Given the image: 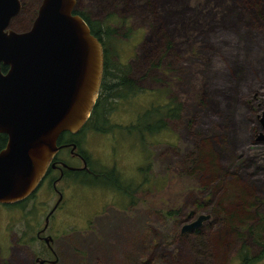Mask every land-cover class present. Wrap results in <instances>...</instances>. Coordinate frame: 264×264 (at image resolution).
Masks as SVG:
<instances>
[{
  "label": "rangeland",
  "instance_id": "rangeland-1",
  "mask_svg": "<svg viewBox=\"0 0 264 264\" xmlns=\"http://www.w3.org/2000/svg\"><path fill=\"white\" fill-rule=\"evenodd\" d=\"M40 2L22 0L9 28L27 29ZM75 7L117 30L108 39L111 60L128 64L142 89L116 104L113 123L124 129L156 91L181 110L168 130L147 138L150 169L142 174L138 167L147 158L134 132L79 133L98 172L113 168L127 189L133 181V202L100 183L58 184L63 202L46 230L56 264H239L243 242L256 256L244 226L264 215V141L256 140L264 133V0H75ZM143 179L148 183L139 186ZM240 190L253 207L238 200ZM56 198L48 187L28 199L21 239L17 208L0 206V264H32L43 252L35 233ZM200 214L209 217L181 232Z\"/></svg>",
  "mask_w": 264,
  "mask_h": 264
},
{
  "label": "water",
  "instance_id": "water-1",
  "mask_svg": "<svg viewBox=\"0 0 264 264\" xmlns=\"http://www.w3.org/2000/svg\"><path fill=\"white\" fill-rule=\"evenodd\" d=\"M74 5L41 0L31 26L15 31L9 23L20 0H0V133L7 136L0 150V203L23 200L36 189L59 150L58 136L78 132L97 100L103 47ZM259 121L264 131V110ZM256 140L264 141V133ZM208 217L198 215L181 232Z\"/></svg>",
  "mask_w": 264,
  "mask_h": 264
},
{
  "label": "trees",
  "instance_id": "trees-1",
  "mask_svg": "<svg viewBox=\"0 0 264 264\" xmlns=\"http://www.w3.org/2000/svg\"><path fill=\"white\" fill-rule=\"evenodd\" d=\"M75 13L79 14L87 22L91 33L100 40L103 47L104 59L103 76L98 97L84 127L86 129H92L103 134L110 133L116 128H121L129 135L134 132L137 136L139 146H141V152L144 153L145 157L147 158V163H145V165L141 164L138 167V171L141 174L143 172H147L150 169L151 155V152L148 148L149 144H151V141H149L147 138H154L159 133L168 130L167 121L179 118V112L181 110L180 103H177L172 98H168L165 101H160L157 97L162 98L163 91H156L154 95V102L151 104L149 103V107H145L142 111L137 109L135 112H133L132 110L134 119L128 125H126L124 129L121 125L113 123L111 120V114L117 109L116 104L125 102L131 97H136V95L139 94L142 89H140V87L136 85L135 81L129 77L130 68L128 64L111 60L114 52L113 47L109 43L108 39L115 37L117 35V30L112 29V27L108 25L102 26V23L91 20L87 14L81 11H75ZM126 29L129 30L128 28ZM6 68V66H1L2 71H5ZM156 98L158 102H156ZM5 139L6 135L0 133V148L3 146ZM199 157L201 159H206L204 155L202 156L201 151L198 153V158ZM115 172L116 171L113 168L98 172V174L93 179L94 183L99 185V183H102V180L106 176L109 177L112 174H114L115 178H117V182H119V176L116 175ZM109 181L112 184L116 182L112 178H109ZM146 183H148V179H143L138 183V185L140 186ZM122 185H124V183H122ZM236 192L238 200L242 201V205L251 204L250 207L254 206V202L251 203L253 200L251 201V199H245L246 193L241 190ZM127 194L128 197L131 198L130 202L132 203V194ZM236 212L237 211L231 212L229 215V220L237 216ZM242 220L244 219H238L237 223L242 222ZM248 220L250 219H246L245 221ZM244 228L245 230H249L250 234L253 235V243L259 248V252L256 254V256H254L251 252L252 246L245 242L241 243L235 254L238 263L255 264L258 261H264V215L259 216L258 219L256 218L255 221L251 223V225H247V227L244 226Z\"/></svg>",
  "mask_w": 264,
  "mask_h": 264
},
{
  "label": "flooded vegetation",
  "instance_id": "flooded-vegetation-1",
  "mask_svg": "<svg viewBox=\"0 0 264 264\" xmlns=\"http://www.w3.org/2000/svg\"><path fill=\"white\" fill-rule=\"evenodd\" d=\"M21 9H22V0H20V10L17 13V15H19L21 13ZM75 11H78V10H76V7L74 5L73 12L75 13ZM36 14H37V11H36ZM17 15H15L14 17H16ZM34 18L31 20V24H32ZM31 24H30V26H31ZM27 29H24L22 31H25ZM7 68H6V70H7ZM5 71H3V72H5ZM83 129H85L84 126L76 133H71L69 131H66V132L61 133L58 136L57 146L59 147V150L53 156L49 166L47 167V170L44 173V176L40 180L36 189L28 197H26L23 200H19L17 202H14V203H0L1 207H6L7 209L8 208H17V218H15L14 220L18 221L19 239H21V235L24 236V234H25V230H24L23 234H21V221H22L21 217L24 216L23 208H24L25 204L27 203L28 199H31L32 197H34L35 194L37 195L38 190L43 189V188H46V190H47L48 187L50 188V190H52L57 195V198H56L53 206H51V208L49 209V211L46 213V215L44 217L42 227H39L36 230L35 237L38 240L42 241L44 247L42 249L43 252L35 253L34 260H33L32 264H56V262H57L56 261L57 260L56 251L53 247L54 239L50 233L46 232V230L48 228H50L48 219L53 215L54 211L61 206V204L63 202V200H62L63 199V190L59 189V187L57 185L61 184L65 180L67 181L69 179L76 184H85V185L94 184V185H96L94 183V180H90L89 178L94 179V177L98 174L97 170H99V169H95L92 166L89 154L87 153L86 150L81 148V145H80L81 140L79 139V133ZM90 130H92V129H90ZM92 131L98 135L103 134L100 132H96L94 130H92ZM6 142H7V136H6L5 142L3 143V146L0 148V150L5 147ZM52 164H54V166H52ZM109 178H112L117 182V178H115L114 174H112L109 177L106 176L102 180V183H100L101 186H104L107 189H109V188L114 189L115 191H118L127 197H128L127 193L132 194V192H134L135 188L133 186L135 184L133 183V181L130 180L128 182L129 184H128V189H127L125 185H122L123 182H121V181L117 182L119 185L116 182L112 184V183H110ZM114 194H116V193H114ZM59 198H60V200H59ZM51 210H53V211L48 216V214ZM25 217H24V220H25ZM46 218H47V223L45 222ZM6 231L8 233L10 230L8 229ZM48 237H51V239L49 240V244H47L45 242V238H48ZM39 261H42V262L40 263Z\"/></svg>",
  "mask_w": 264,
  "mask_h": 264
}]
</instances>
